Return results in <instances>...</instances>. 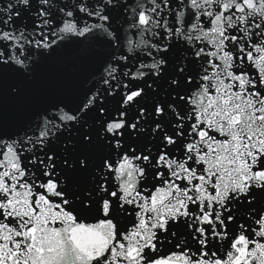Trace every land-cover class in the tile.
Segmentation results:
<instances>
[{
  "label": "snow or ice",
  "instance_id": "6c2138e0",
  "mask_svg": "<svg viewBox=\"0 0 264 264\" xmlns=\"http://www.w3.org/2000/svg\"><path fill=\"white\" fill-rule=\"evenodd\" d=\"M0 264H264V0H0Z\"/></svg>",
  "mask_w": 264,
  "mask_h": 264
}]
</instances>
